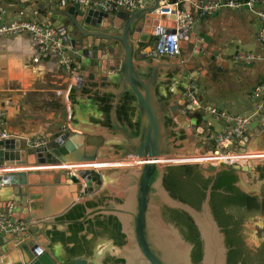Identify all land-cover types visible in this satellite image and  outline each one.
I'll return each instance as SVG.
<instances>
[{
	"label": "water",
	"instance_id": "water-1",
	"mask_svg": "<svg viewBox=\"0 0 264 264\" xmlns=\"http://www.w3.org/2000/svg\"><path fill=\"white\" fill-rule=\"evenodd\" d=\"M159 1L141 0L139 8L119 7L113 13L70 0H65V4L61 0L13 1L22 8L37 5L46 20L62 29L66 52L72 60L71 82L82 84V89L70 87V126L49 136L45 145L30 146L25 138L15 135L0 139V166L6 167L0 171V188L17 186L5 211L26 223L24 230L7 232L0 238V261L2 256L9 255L11 264H102L103 257L109 254L122 259L123 264H227L225 234L210 206L211 184L200 207L195 208L173 197L163 182L171 166L197 164L206 176L214 175L222 167L198 159L202 153L198 142L206 137L209 122L201 105L192 109L187 104L185 87H179L183 96L176 90L175 84H187L181 51L178 55H159L154 51L150 61L136 62L137 55L143 60L147 58L149 51H144V46L151 40L152 29L175 31V14L157 13ZM179 46L190 53V63L195 68L199 63L206 66V52L215 56L222 50L212 48L217 44L206 38L196 23L179 29ZM230 63L247 69L253 65L242 60ZM97 77L102 81H96ZM124 96L129 97L128 105L123 102ZM104 102L109 105L108 111ZM123 106L128 113L126 119L120 114ZM180 109L184 110L183 116L179 115ZM70 127L86 134L103 135L104 145L98 153L97 146L92 152L82 151L89 140ZM249 131L257 137L256 142L245 147L249 170L255 175V166L264 163V120L251 122ZM29 155L34 156L33 161ZM63 161L87 162L95 164L96 169L64 172L62 181L60 171L40 168ZM242 169H237L239 188L257 191L260 180L255 176L254 187L247 185L245 168ZM33 185L41 188L35 189ZM105 187L109 190L103 194L106 200L98 203ZM89 201L95 205L88 206ZM77 204L84 206L83 215L63 218ZM163 206L180 210L192 220L201 242L199 262L192 260L193 244L178 226L166 221ZM96 216H113L118 220L125 236L123 245H114L111 238L100 235L93 241L89 258L72 257L67 247L73 243L65 244L53 237L54 232L70 236L72 224H82L84 228L79 234H86L88 222H94ZM249 220L256 221L258 228L264 226V219L254 215L245 220V242L253 247L264 233L262 239H255ZM92 235L87 233L86 237ZM106 243L107 250L99 251L98 246Z\"/></svg>",
	"mask_w": 264,
	"mask_h": 264
},
{
	"label": "crops",
	"instance_id": "crops-1",
	"mask_svg": "<svg viewBox=\"0 0 264 264\" xmlns=\"http://www.w3.org/2000/svg\"><path fill=\"white\" fill-rule=\"evenodd\" d=\"M13 1L0 0V7L7 9L5 21L11 20L19 14L30 19L46 20L43 17L42 8L37 5L30 4L22 8L20 4H14ZM179 1L181 8L189 12L195 19L193 24H198L199 30L205 34V37L212 38L213 42L217 44L212 48L222 50L215 56L211 52H206V61L204 60L206 66L199 63L198 68H195L190 63V53L181 49V63H184L186 67L182 69V73H187V84H175L176 90L181 94L179 87L187 88L190 80L194 78L197 85V97L206 113L207 111L211 112L210 108H214L218 112L230 116L248 117L246 115L248 112L256 115L254 109L258 106L262 107V113L259 116H254L251 122L264 120V103L252 96L254 86L264 82V58L251 60L253 65L250 69L234 67L230 63L231 60H237L235 56L238 53L263 52L264 47L257 40L261 21L254 12L247 8H220L204 18L197 19L195 0ZM260 7L264 8V4ZM151 35V40L144 46V51H149L147 58L143 60L137 55L136 62L146 63L153 59L151 58L155 41L153 29ZM108 74L109 72L106 80H108ZM95 80L102 81L98 77ZM71 86H74L75 90L82 89V84L80 86L72 84L69 71L60 64L56 56H39L29 34L20 33L0 39V112L2 113L3 127L10 132V135L20 138L46 137L48 139L60 128L68 126L71 105L68 103L67 94ZM183 111L180 109L179 115H182ZM215 120L220 122L221 126L214 134L220 132L228 124L223 116H215ZM208 122L206 137L202 138V142L192 140V142H198L202 147L200 155L211 154L210 152L215 150V135L211 136L213 125L212 121ZM251 122L245 133L247 140L245 147L257 140V137L249 131ZM185 125L188 126L186 120ZM71 131L76 130L71 128ZM76 132L84 134L89 140L85 148H81L82 151L92 152L93 147L97 146L98 153V148L104 145L105 138L101 134ZM91 138L98 140L99 143L90 141ZM29 158L31 161L34 160L33 155H29ZM54 171L59 172L58 170ZM60 172L61 180L64 181V172ZM33 186L35 189L41 188V185ZM15 189L17 186L10 184L0 188V213H7L5 206L8 200L13 197L12 192ZM92 195L94 193L88 195V198ZM4 234L0 233V238ZM0 264H11L9 255L2 256Z\"/></svg>",
	"mask_w": 264,
	"mask_h": 264
},
{
	"label": "built area",
	"instance_id": "built-area-1",
	"mask_svg": "<svg viewBox=\"0 0 264 264\" xmlns=\"http://www.w3.org/2000/svg\"><path fill=\"white\" fill-rule=\"evenodd\" d=\"M72 2L82 3L84 6H90L94 9H99L105 12L113 13L119 7L125 10H132L141 6V0H70ZM61 4H65V0H61ZM264 4V0H195L194 6L196 11V18L201 19L210 13L220 8L242 9L247 8L255 13V16L261 21V27L257 32V40L264 47V8L260 5ZM174 13L175 31L162 32L160 27L153 29L155 36L154 51L157 54H173L180 53L179 46V29L183 26L192 25L194 23L193 16L184 11L180 6V1L175 0H160L156 12L159 14ZM7 13L6 8L0 7V39H5L10 36L27 33L32 42L35 44L39 56L54 55L58 58L60 64L68 71L73 70L71 66V58L66 52V47L63 41V31L55 27L48 20L30 19L21 14L15 16L11 20H4ZM159 28V31H158ZM237 60H259L264 58V50L262 53L256 54H236ZM38 57L36 58V60ZM196 80L192 78L189 82L186 91L183 93L187 104L192 105V109L198 107L200 100L196 94ZM254 99L264 103V82L255 85L252 90ZM216 117L223 116L228 123L225 128L215 134L214 143L217 153L199 155L203 163L218 164V163H235L240 164L237 158H245L249 161V154L245 148L246 145V130L250 124V119L241 115H228L223 112H218L214 108L210 110ZM10 135V132L3 127L2 113L0 112V139ZM30 146L45 145L46 137L25 138ZM235 148H232V147ZM231 147V148H230ZM229 150L224 152V150ZM96 163V162H94ZM4 166H0V171L4 170ZM40 168H52L53 170L68 172L75 174L77 170L86 168L96 169L95 164L89 165L87 162L71 163L63 161L58 164L42 166ZM26 223L22 220L16 219L10 213H0V233L17 232L24 230Z\"/></svg>",
	"mask_w": 264,
	"mask_h": 264
},
{
	"label": "trees",
	"instance_id": "trees-1",
	"mask_svg": "<svg viewBox=\"0 0 264 264\" xmlns=\"http://www.w3.org/2000/svg\"><path fill=\"white\" fill-rule=\"evenodd\" d=\"M105 111L109 110V105L107 102L103 103ZM197 169V164H182L178 166H171L168 168V171L172 175H165L164 177V185L166 189L170 192V194L180 199L183 202L189 203L195 208H199L202 200L205 197V192H202L195 188L192 184V180L187 177H182L183 175L188 174L192 170ZM227 169H222L220 172L222 173L218 178L211 180V176L206 178V187L212 181L211 193H210V206L212 212L214 214L215 219L217 220L219 226L222 228V231L227 234L228 229H225L229 214L225 213L224 206L229 203H236L238 205H250L251 197L245 192L239 190L235 186V182L238 179V176L231 171H225ZM233 191H237V195L229 194ZM224 202V204L222 203ZM88 206H94V202H87ZM168 214L169 218L178 225L185 238L194 244L193 250L191 252L192 260L194 262H199L201 258V242L199 239L198 231L193 224L190 217L180 210L175 209H166L164 211ZM84 206L81 204H77L73 206L64 216L63 218L67 219H76L83 215ZM98 229H97V228ZM83 225H70V236H65L63 233L54 232L53 237L62 241L65 244L73 243L71 247H67V252L70 256H78L80 254H90L91 249L89 247L90 240L86 238L87 233H92L95 237L97 235L105 234L109 238H111L114 244L121 246L125 242V236L120 231V224L118 220L113 216H106L101 218L100 216L95 217V221L88 222L87 233L83 235H79L80 231L83 230ZM226 245L228 247L227 252V264H236V254L239 253V249L233 247L235 243H233L228 237L226 238ZM103 262V264H110L107 260H113L115 264H123L122 259H117L114 256H107ZM243 263H246V260H242Z\"/></svg>",
	"mask_w": 264,
	"mask_h": 264
},
{
	"label": "flooded vegetation",
	"instance_id": "flooded-vegetation-1",
	"mask_svg": "<svg viewBox=\"0 0 264 264\" xmlns=\"http://www.w3.org/2000/svg\"><path fill=\"white\" fill-rule=\"evenodd\" d=\"M129 101L130 100H129L128 96L123 97V102L125 105H128L130 103ZM124 110H125V107L124 106L121 107L120 114H121L122 119H126L128 116V113L126 112V114H125ZM222 169H227L225 171L233 170V172L238 176L237 169L234 168L233 166H229L228 168H222ZM222 169H220V170H222ZM220 170H218L214 175H207L206 176L201 171V168L199 167V165H197L196 170H192L188 174L183 175L182 177H187L190 180H192V182H193L192 184L195 186V188L202 192V190L206 191L207 187L210 184L212 186V181H211L208 184V186L206 187V178H209L210 176H211V180L218 178L222 174L220 172ZM254 173H255V176L257 177V179L260 180V182H261L259 189L255 192L243 191L242 189L239 188L238 179L235 182V186L239 190L250 195V197H251L250 205H238L236 203H229V204L226 203L224 206L225 213L229 214V219H228L227 225L225 227V229H228V232H227V234L224 233L225 237L226 238L228 237L233 243H235V245H233V247H236L239 249V253L236 254V257H235L236 264H264V237L256 246L251 247V246H248V244L245 242V237L243 234V230L245 228L244 223H245L246 218H248L249 216L259 215L261 218L264 219V163L255 166ZM166 174H167V176L172 175L170 173V171H168V169H167V172L165 173V175ZM165 175H164V177H165ZM163 182H164V179H163ZM236 192L233 191L232 193H229V194L237 195ZM108 193H109V190L105 187L104 192H102L101 196L99 197L98 203H103L106 200V197L105 196L103 197V194L105 195ZM222 203L224 204V202H222ZM166 209H167L166 206L162 207L163 216L167 220H170L171 222L175 223L174 221H172L169 218L168 214H166L164 212ZM168 209H170V208H168ZM79 235H82V234H79ZM101 235H105V234H101ZM98 236H100V235H97L96 237L94 235H92V237H89V238L86 237L87 239L90 240V243L88 244L90 249L92 247L93 241H95V239ZM114 245H116V244H114ZM193 247H194V244H193ZM192 250H193V248H192ZM80 255H85L88 257L89 254L88 255L80 254ZM108 255L103 257L102 264H103L104 260L106 258H108L107 257ZM110 256H112V255H110ZM72 257H74V256H72ZM242 260H246L247 262L243 263ZM107 261L110 262V264H115V263H113L114 261L111 259H109Z\"/></svg>",
	"mask_w": 264,
	"mask_h": 264
},
{
	"label": "rangeland",
	"instance_id": "rangeland-1",
	"mask_svg": "<svg viewBox=\"0 0 264 264\" xmlns=\"http://www.w3.org/2000/svg\"><path fill=\"white\" fill-rule=\"evenodd\" d=\"M261 108L262 107H258V106L255 107L254 110L256 111L255 112L256 115L259 116L262 113V109ZM205 114H206V117H207V121H209V120L212 121L213 128H212L211 136H214L215 135L214 133L217 132L218 129L220 128L221 123L215 120V115L212 112H208L207 111V113H205ZM246 115L250 119V122L253 120L254 116H256V115H253L252 112H248ZM90 141L99 143L98 140L92 139V138L90 139ZM232 148H235V147L233 146ZM228 151L229 150H226V149L224 150V152H228ZM217 165H220L222 168H228L229 166H233L234 168L240 169V170H243L242 168H245L244 172H245V177H246V184L251 186V187H254V185H255V175L249 170V161H245L244 163H240V164L218 163ZM166 221H170V220H166ZM176 226H178V225H176ZM249 227H252L255 239H262V236H263V233H264V226L256 228V221L249 220ZM180 230H181V228H180ZM181 232H182V230H181ZM182 234H183V232H182ZM183 236L185 237L184 234H183ZM107 246H108V243L102 244V245L98 246V250L99 251H106L107 250Z\"/></svg>",
	"mask_w": 264,
	"mask_h": 264
},
{
	"label": "bare ground",
	"instance_id": "bare-ground-1",
	"mask_svg": "<svg viewBox=\"0 0 264 264\" xmlns=\"http://www.w3.org/2000/svg\"><path fill=\"white\" fill-rule=\"evenodd\" d=\"M237 160L240 162V163H244L245 162V158H241V157H239V158H237Z\"/></svg>",
	"mask_w": 264,
	"mask_h": 264
}]
</instances>
